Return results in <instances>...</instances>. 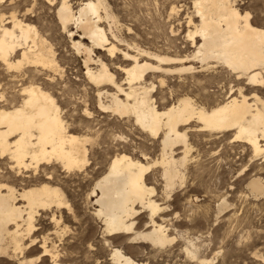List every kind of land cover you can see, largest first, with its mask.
<instances>
[{
	"label": "bare ground",
	"instance_id": "obj_1",
	"mask_svg": "<svg viewBox=\"0 0 264 264\" xmlns=\"http://www.w3.org/2000/svg\"><path fill=\"white\" fill-rule=\"evenodd\" d=\"M68 1H61L57 19L67 32L73 25L81 29L89 42H93L92 46H87L82 40L72 39L73 47L86 56L84 76L96 88L97 109L121 118H133L140 129L161 138L162 146L160 159L151 163L126 153L115 154L107 172L96 180L92 190L99 204L94 214L102 218L105 231L110 235H130L129 240L141 239L160 249L168 247L178 238L168 234L169 228L162 216L167 206L152 198L156 188L147 183L146 176L154 166L161 167L164 192L167 198H171L175 187L185 181L183 170L194 147L189 139L192 131L209 136L232 134L229 135L232 141L249 145L255 156H264V99L259 95L264 87V26L254 21L248 11L240 12L236 0H193L198 22L190 16L188 24L192 29L187 32L193 48L190 53L170 56L140 48L135 53L120 49L109 40V32L99 25L102 9L107 22L111 20L116 24L105 0H87L76 10ZM0 19L2 65L9 71H19L24 65L45 71L57 70L55 53L46 39L40 36L37 27L15 13L7 19L3 16ZM111 29L115 37L114 29ZM94 46L104 49L116 60H119V54L122 55L124 64L116 63L115 69L124 74V84L119 82L105 60L100 56L97 60L93 58ZM91 62L97 67H91ZM193 62L200 64L199 71L214 73L219 68L228 71L239 81L236 91L233 92L231 87L227 99L213 107L198 104L184 94L169 106L158 108L152 95L156 88L153 79H157L160 86H165L168 76L193 75L197 72ZM242 82L251 90L249 95L240 86ZM41 85L33 82L23 86V98L19 104L0 106V160L7 161L16 176L28 178L25 180L28 187L22 191L0 183V258L15 264L32 263L34 260L27 259L25 251L39 244L41 253L38 258L41 257L43 264L44 257H49L51 264H63L65 257L50 247L52 245L48 246L46 238L38 240L35 236L36 215L39 210L54 212L52 221L57 225L63 220V210L73 211L61 188L52 185L53 171L61 168L71 172L89 165L91 138L72 133L58 99ZM5 98L1 93L0 101ZM83 115L91 118L93 112L85 108ZM177 150L181 156L176 157ZM29 172L31 176L27 174ZM247 187L254 198L264 196V178L254 177L248 181ZM137 206L149 212L148 231H136L133 217L139 212ZM228 207L227 199L222 198L217 205V213ZM55 211L60 213V217H56ZM189 244L185 247L187 257L198 264H213L214 258L203 256L196 243ZM112 258L119 264H151L149 261L137 262L118 248L113 250Z\"/></svg>",
	"mask_w": 264,
	"mask_h": 264
},
{
	"label": "rangeland",
	"instance_id": "obj_2",
	"mask_svg": "<svg viewBox=\"0 0 264 264\" xmlns=\"http://www.w3.org/2000/svg\"><path fill=\"white\" fill-rule=\"evenodd\" d=\"M5 1L0 3V17L7 19L11 13H15L20 19L37 27L40 36L53 49L58 67L56 71H45L24 65L19 71H9L0 63V94L6 97L0 101V106L19 104L23 98V86L33 82L42 84L58 99L72 133L91 138L89 165L83 170L70 172L59 168L53 171L52 185L61 188L73 211L63 210V220L56 225L52 221L54 212L39 210L35 221V236H38V240L46 238L47 245H52L50 247L65 257L63 264H119L112 258L115 248L137 262L198 264L185 253L189 242L196 243L206 258H214L213 264H264V196L254 198L247 187L248 181L254 177L264 178V156H255L249 145L232 141V136H229L232 134L209 136L190 132V143L194 147L183 170L185 181L183 185L175 187L171 198H167L164 192L161 167L154 166L156 168L153 167L147 174V183L156 188L152 198L167 206L162 216L169 228L168 234L178 238L172 245L160 249L141 239L129 240L130 235H110L105 231L102 218L94 214L99 208L96 194L92 193L96 180L107 172L115 154L126 153L133 158H142L145 163L158 161L162 151L161 138H155L140 129L133 118H121L97 109L96 88L84 76L86 56L73 47L72 39L82 40L87 46H92L93 42H89L81 29L73 25L69 26V32L62 28L57 19V9L62 0ZM85 1L68 2L76 10ZM105 1L109 14L115 16L113 19L117 22H107L105 10L102 9L100 14L103 21L99 25L109 34L110 29H114L115 37L107 35L120 49L136 53V49L140 48L170 56H183L193 50L187 38V32L192 27L188 24L190 16L194 17V22H198L193 11V0ZM236 3L240 12L244 14L248 11L254 21L264 26V0H236ZM104 51L94 46L93 58L97 60L100 56L105 60L119 82L124 84V74L115 69L116 63L124 64L122 55L119 54V60H116ZM90 64L93 68L94 65L97 67L96 63ZM192 64L197 71L194 76L188 73L168 76L165 86H160L157 79H153L156 88L152 95L158 108L169 106L170 102H175L184 94H188L198 104L213 107L227 99L231 87L233 92L236 91L239 81L228 71L218 67L214 73H209L199 71L200 64ZM240 86L249 95L251 90L248 86L244 82ZM259 95L264 99V87ZM84 107L93 112L91 118L83 115ZM179 152L176 151V157L181 156ZM6 162H0V183L9 184L18 191L28 187L25 181L28 178L16 176ZM27 174L31 176V172ZM222 198L227 199L230 207L219 214L217 205ZM55 214L60 217L58 211ZM133 219L136 221V231L149 230L147 209L139 208ZM39 245L25 251V257L34 260L27 264H43L41 257L38 258L41 253ZM43 259L44 264H51L49 257ZM0 261V264H15L7 262L5 258H0Z\"/></svg>",
	"mask_w": 264,
	"mask_h": 264
},
{
	"label": "snow or ice",
	"instance_id": "obj_3",
	"mask_svg": "<svg viewBox=\"0 0 264 264\" xmlns=\"http://www.w3.org/2000/svg\"><path fill=\"white\" fill-rule=\"evenodd\" d=\"M0 3H3V0H0Z\"/></svg>",
	"mask_w": 264,
	"mask_h": 264
}]
</instances>
